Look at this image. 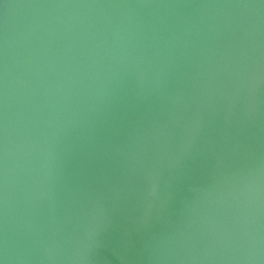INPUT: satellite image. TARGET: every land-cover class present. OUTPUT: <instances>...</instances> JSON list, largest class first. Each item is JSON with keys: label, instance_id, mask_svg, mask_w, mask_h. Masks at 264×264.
<instances>
[{"label": "water", "instance_id": "obj_1", "mask_svg": "<svg viewBox=\"0 0 264 264\" xmlns=\"http://www.w3.org/2000/svg\"><path fill=\"white\" fill-rule=\"evenodd\" d=\"M0 264H264V0H0Z\"/></svg>", "mask_w": 264, "mask_h": 264}]
</instances>
